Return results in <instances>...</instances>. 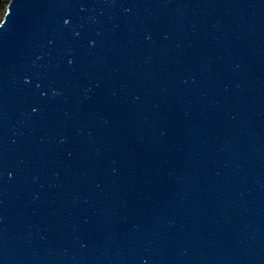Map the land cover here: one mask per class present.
I'll return each instance as SVG.
<instances>
[{"label":"water","instance_id":"1","mask_svg":"<svg viewBox=\"0 0 264 264\" xmlns=\"http://www.w3.org/2000/svg\"><path fill=\"white\" fill-rule=\"evenodd\" d=\"M0 264H264V0H9Z\"/></svg>","mask_w":264,"mask_h":264},{"label":"trees","instance_id":"2","mask_svg":"<svg viewBox=\"0 0 264 264\" xmlns=\"http://www.w3.org/2000/svg\"><path fill=\"white\" fill-rule=\"evenodd\" d=\"M8 0H0V16L3 13V11L5 10V6Z\"/></svg>","mask_w":264,"mask_h":264},{"label":"rangeland","instance_id":"3","mask_svg":"<svg viewBox=\"0 0 264 264\" xmlns=\"http://www.w3.org/2000/svg\"><path fill=\"white\" fill-rule=\"evenodd\" d=\"M9 1V0H8ZM7 1V2H8ZM6 5H7V3H6ZM5 8H6V6H5ZM4 12H5V10L3 11V13L1 14V16H0V20L2 19V17H3V15H4Z\"/></svg>","mask_w":264,"mask_h":264}]
</instances>
